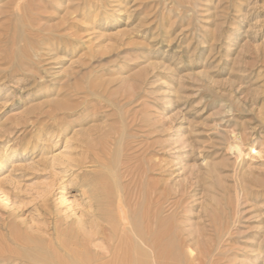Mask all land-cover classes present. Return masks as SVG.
<instances>
[{
    "label": "rangeland",
    "instance_id": "1",
    "mask_svg": "<svg viewBox=\"0 0 264 264\" xmlns=\"http://www.w3.org/2000/svg\"><path fill=\"white\" fill-rule=\"evenodd\" d=\"M2 45L0 251L13 231L101 251L102 139L177 264H264V0H0Z\"/></svg>",
    "mask_w": 264,
    "mask_h": 264
},
{
    "label": "bare ground",
    "instance_id": "2",
    "mask_svg": "<svg viewBox=\"0 0 264 264\" xmlns=\"http://www.w3.org/2000/svg\"><path fill=\"white\" fill-rule=\"evenodd\" d=\"M17 44H15L14 42L11 51L9 50L11 52L10 54L11 57L7 55L11 58V60H9L11 63H14L15 60L14 53L18 49ZM19 44L22 45L21 42ZM2 46H0V52L2 53L6 51L7 54L8 51L6 50L7 47L4 48V46L3 47ZM5 46L8 45L6 44ZM21 50L23 51V48ZM18 55L20 56V54ZM3 58H6V56H3ZM11 63H9L10 66ZM22 64L23 63H21V66L23 67L24 65ZM17 65L18 67L20 66L19 64ZM17 71L18 70L15 69V72ZM102 136L103 135H101V137ZM108 137L112 139V135ZM98 140L96 142H98ZM101 140L102 139H100L101 150L95 151L96 150L95 148H94L95 150H92L94 156L93 159L91 157V162H90L91 164L96 163L100 167L98 173H95L98 183L96 185H93L92 187V196L96 202V208L98 212V218L94 222L96 223V225L93 226L95 227V232L93 236L94 235L95 237L101 236L102 237L101 239L104 240L105 243H102L103 245L100 244L102 246V247L100 246L101 251L97 250V246H95L96 248L95 250L91 248L94 245L93 244L91 246V244L93 243L92 238L87 239L85 237H82L79 233L69 232L67 234H63L64 236H59L58 238L56 237L57 242L51 239L48 244L41 245V244H37L30 237H26L24 235L22 236L20 234V231L17 230L19 231V233L13 231L11 239L8 238L4 239V243L7 245L8 249L6 250L5 248L4 249L1 248L3 249V251L1 250L0 253H2L3 256L4 254L7 253L9 254V256L6 257L5 255L6 258H14L13 256H11V254L14 255L16 259L27 258L28 260H30V264H177L178 260H180L178 254L177 252H175L174 249L169 248L171 244L168 240H167L168 242L166 241V231L168 230V229L166 230L167 223L165 224V222L159 217H156L155 219H151L152 217L148 218L145 215H140V216L138 215L135 218H133L136 214L133 216L131 213L130 204L128 203L130 201L129 200L130 198L128 199V201L125 200V196L123 195L122 190L117 186L116 177L114 175H112V177L108 175L110 171L114 172V166L111 163V160L109 161L106 158V156L109 155L105 154V151L107 150V145L109 144L110 141L104 140V143L103 142L101 143ZM98 147L99 145H97V148ZM254 148L255 147L251 148V151L254 154L257 153L259 154V151ZM108 150H112V149L110 148ZM106 159L108 160V162ZM115 162H117V160H115ZM135 204H137V202ZM149 208L150 207H148L147 209ZM170 221L169 223L172 222ZM102 223L107 224L109 228L104 226ZM167 226L169 227V224ZM173 241L176 240L173 239ZM168 243L170 244V246H168ZM173 244L175 245V242ZM171 247H173V245ZM22 249H29L32 251L42 250L47 252L49 256L38 252H33L31 254L24 253ZM179 262L181 263L182 261Z\"/></svg>",
    "mask_w": 264,
    "mask_h": 264
}]
</instances>
